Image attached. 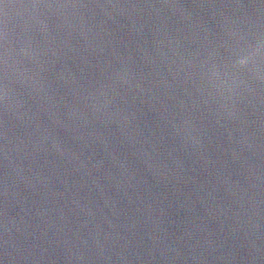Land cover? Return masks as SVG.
Instances as JSON below:
<instances>
[{
	"label": "water",
	"instance_id": "obj_1",
	"mask_svg": "<svg viewBox=\"0 0 264 264\" xmlns=\"http://www.w3.org/2000/svg\"><path fill=\"white\" fill-rule=\"evenodd\" d=\"M0 264H264V0H0Z\"/></svg>",
	"mask_w": 264,
	"mask_h": 264
}]
</instances>
